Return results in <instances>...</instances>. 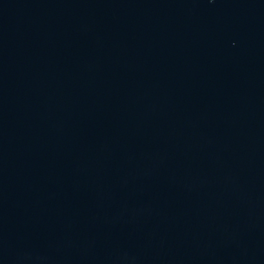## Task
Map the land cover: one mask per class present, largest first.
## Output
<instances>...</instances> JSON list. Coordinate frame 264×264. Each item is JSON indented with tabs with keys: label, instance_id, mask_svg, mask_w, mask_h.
<instances>
[{
	"label": "water",
	"instance_id": "water-1",
	"mask_svg": "<svg viewBox=\"0 0 264 264\" xmlns=\"http://www.w3.org/2000/svg\"><path fill=\"white\" fill-rule=\"evenodd\" d=\"M0 264H264V0H0Z\"/></svg>",
	"mask_w": 264,
	"mask_h": 264
}]
</instances>
